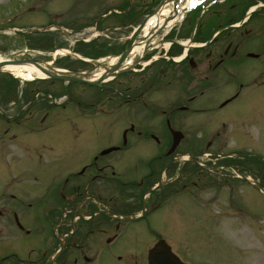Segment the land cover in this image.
Instances as JSON below:
<instances>
[{"label":"rangeland","instance_id":"obj_1","mask_svg":"<svg viewBox=\"0 0 264 264\" xmlns=\"http://www.w3.org/2000/svg\"><path fill=\"white\" fill-rule=\"evenodd\" d=\"M72 1L0 0V55L5 58L41 56L55 60L60 67H74L75 60L53 57L56 49L66 45L69 35L33 33L29 27H41L49 21L64 22L69 26V21H86L84 18L88 14L87 21H91L92 16L103 8L114 3L121 5L122 0H98L94 5L88 0H76L74 4ZM261 10L262 15L252 12L241 28L222 31L214 41L196 50L199 58L194 66L188 59L175 61L182 56L178 51L171 56L162 54L151 64L137 66L130 73L121 75L114 86L107 88L113 91L109 93L112 95L110 100L107 99V89L97 94L90 86L70 83L67 91H63L65 95L61 94L58 99L65 104L42 109L49 99L40 96L34 106L27 105L31 99V93L27 92L30 85L18 83L13 75L0 74L2 88H7L5 91L0 89V109L2 113H10L15 105L7 104V100L16 98L28 108L20 112L32 118L14 124L13 130H18V146L32 153L41 152L44 159L34 157L36 163L53 162L49 165L54 170L51 179L57 178L58 167H68L70 162L66 161L67 145L72 141L66 138L70 136L67 122L57 126L51 121L67 115L74 119V124L76 120L82 121L71 134H75L76 141L72 142L75 149H80L75 145L82 143L80 138L91 142L87 150L75 153V162L87 163L103 147L115 145V141H120L127 133L128 122H134V129H130L132 143H129L135 147L140 145L144 156H133L124 161V154L128 153L125 148L121 152L112 150L109 157L116 162V172L141 174L142 166L152 158L151 152L155 149L151 141L140 138L139 131L145 129L142 126L151 129L152 125L154 128L165 125L168 118L173 122L181 119L184 131L190 129L198 145L212 140L214 145L224 146L231 154L224 160L238 162L240 167L251 162L254 164L251 169L264 184V8ZM111 21L116 23L119 20L113 18ZM11 26L25 31L5 28ZM77 27L82 28L84 24L78 23ZM73 35L70 34V38ZM135 93H139L138 97L128 99ZM232 96L235 98L226 106H217ZM100 107L109 114L101 115ZM45 113L48 114L47 120L39 122ZM1 123L2 131L8 123ZM26 133H31L29 139L33 143L22 146L19 139L24 140L25 136L21 137V134ZM58 136L62 139L60 143L54 139ZM65 139H70L69 143H65ZM20 157L25 158L23 154ZM133 163H137V169L133 168ZM44 174L49 176L47 171ZM3 176L9 175L4 173ZM210 176L211 180L217 179L213 174ZM220 182L211 183L206 192L196 195L194 202L180 196L165 207L163 217L155 218L154 226L162 233L160 239L186 264H264V194L248 183H239L235 187L236 181ZM216 185L221 188L218 197H214ZM152 238L153 245L160 241Z\"/></svg>","mask_w":264,"mask_h":264},{"label":"flooded vegetation","instance_id":"obj_2","mask_svg":"<svg viewBox=\"0 0 264 264\" xmlns=\"http://www.w3.org/2000/svg\"><path fill=\"white\" fill-rule=\"evenodd\" d=\"M54 22L66 26L64 22ZM78 23L88 25L89 22H68L73 31L81 29L77 27ZM92 46L98 48L84 50L81 43L78 50L90 60L80 58L74 67L65 66L83 71L88 68L79 65L91 68L106 61L103 57L114 54V44L108 39L98 40ZM117 78L101 83L100 87L87 82L79 84L90 86L100 94L114 86ZM107 91V99L110 100L112 95L109 93L113 91ZM138 95L135 93L128 99L134 100ZM234 98H226L217 106L223 108ZM122 100L128 101L126 98ZM63 104L65 102L48 100L42 109H53ZM11 105L15 106L10 113H0V127L1 122L8 123L4 130H0V264H152V257L159 260L158 255L169 251L159 237L162 233L154 226L155 218L163 217L165 207L180 196L194 202L211 183L227 182L229 170L226 165L241 170L238 162L224 160L231 157V154L227 156L224 146L217 148L212 140L198 145L190 129L184 131L181 119L173 122L170 118L166 119L165 125L155 128L152 125L151 129L142 126L145 129L139 131L140 138L155 144L152 158L142 166L141 174L116 172V162L109 157L113 151L121 152L125 148L128 153L124 154V161L133 156H144L140 145L135 147L129 143L133 138L130 129H134V122H128L127 133L120 141L117 139L115 145L103 147L87 163L75 162V153L87 150L91 142L80 138L83 145L76 143L80 149H75L72 144L76 141L75 134H71L82 121L76 120L74 124L71 116L61 115L63 119L51 121L57 126L67 122L70 136L66 138L72 141L67 145L66 161L70 162L68 167L63 162L61 165L64 166L58 167L57 178L51 179L54 170L49 165L53 162L36 163L34 157L44 159L41 152L32 153L18 146V130H13L14 124L24 118H32L20 112L28 108L19 99L12 100ZM34 105L35 102L30 104ZM99 111L101 115L109 114L102 107ZM46 115L43 114L39 122L44 123ZM172 130L182 131L179 142L174 146ZM30 135L21 134V137L25 136L24 140L19 139L22 146L33 143ZM54 139L58 143L62 140L60 136ZM69 140L65 139V143ZM21 154L25 158H21ZM47 157L51 158L49 154ZM133 164V168L137 169V163ZM45 171L48 177H45ZM4 173L9 176H3ZM210 174L217 179L211 180ZM216 187L214 197H218L221 189ZM152 237L160 241L153 245Z\"/></svg>","mask_w":264,"mask_h":264},{"label":"water","instance_id":"obj_3","mask_svg":"<svg viewBox=\"0 0 264 264\" xmlns=\"http://www.w3.org/2000/svg\"><path fill=\"white\" fill-rule=\"evenodd\" d=\"M158 9H160V7H158ZM164 18L167 21L166 16H164ZM80 76H84V75L80 74ZM60 77L67 78L69 80H81V77H79L78 74H69V73L61 72ZM172 133L174 135V144H173V146H174L179 142L182 132L180 130H177V131L172 130ZM255 184L258 188H260L264 191V186L261 183H255ZM158 258H160V262H161L159 264H169L170 262H168V261H172V260L174 261L172 264H183L180 262L179 259L173 258L172 253L169 251L162 252L161 255H158ZM151 260L153 262L152 264H157V258L155 259L152 257Z\"/></svg>","mask_w":264,"mask_h":264},{"label":"bare ground","instance_id":"obj_4","mask_svg":"<svg viewBox=\"0 0 264 264\" xmlns=\"http://www.w3.org/2000/svg\"><path fill=\"white\" fill-rule=\"evenodd\" d=\"M1 60V59H0ZM7 69H10L14 72H17V73H21V70L22 69H25V71L22 72V75L26 78V79H32L34 77V75H41L42 72H40L36 67L34 66H26V65H23L22 66H16V65H10V66H7L6 67ZM93 74L91 75V78H92Z\"/></svg>","mask_w":264,"mask_h":264}]
</instances>
